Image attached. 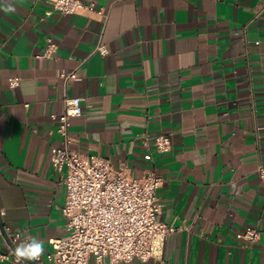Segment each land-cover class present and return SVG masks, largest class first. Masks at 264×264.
<instances>
[{
    "label": "crops",
    "instance_id": "1",
    "mask_svg": "<svg viewBox=\"0 0 264 264\" xmlns=\"http://www.w3.org/2000/svg\"><path fill=\"white\" fill-rule=\"evenodd\" d=\"M82 2L93 8L63 15L0 0V254L18 246L9 234L42 240L44 255L67 234L51 116L80 98L73 151L162 179L158 219L175 231L160 258L131 264H264V0ZM160 134L169 154L141 139ZM247 229L256 242L237 238Z\"/></svg>",
    "mask_w": 264,
    "mask_h": 264
},
{
    "label": "built area",
    "instance_id": "2",
    "mask_svg": "<svg viewBox=\"0 0 264 264\" xmlns=\"http://www.w3.org/2000/svg\"><path fill=\"white\" fill-rule=\"evenodd\" d=\"M50 5L53 11L72 15L80 9H92L82 0H38ZM55 45L50 41L44 57L53 53ZM107 54L105 46L96 49ZM62 78L72 77L61 73ZM20 79L8 80L10 89L18 87ZM82 115L80 98L64 100V110L51 118L57 123L59 146L51 150V165L58 172L65 169V203L63 215L68 219L67 234L50 241L51 251L42 255L35 264H89L90 258L97 263L108 259L110 264H131L137 260L147 262L158 259L166 237L174 227L159 221L161 205L157 190L162 179L150 170L141 178H133L122 168L94 155H81L71 149L74 139L70 136L71 118ZM145 145L151 140L158 154H169L172 142L168 135L153 137L141 135ZM264 181V166L257 169ZM3 227L0 215V233ZM259 232L247 229L237 235L238 239L256 242ZM13 246L21 242L20 234H9ZM0 260L16 263L13 252L0 254ZM25 261H21L24 263ZM30 262V261H29Z\"/></svg>",
    "mask_w": 264,
    "mask_h": 264
},
{
    "label": "clouds",
    "instance_id": "3",
    "mask_svg": "<svg viewBox=\"0 0 264 264\" xmlns=\"http://www.w3.org/2000/svg\"><path fill=\"white\" fill-rule=\"evenodd\" d=\"M44 253V242L37 238L25 239L13 250L16 264H21V261L37 262Z\"/></svg>",
    "mask_w": 264,
    "mask_h": 264
},
{
    "label": "water",
    "instance_id": "4",
    "mask_svg": "<svg viewBox=\"0 0 264 264\" xmlns=\"http://www.w3.org/2000/svg\"><path fill=\"white\" fill-rule=\"evenodd\" d=\"M25 262H27V263H29V264H35V263L29 262V261H25Z\"/></svg>",
    "mask_w": 264,
    "mask_h": 264
}]
</instances>
